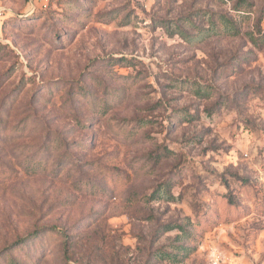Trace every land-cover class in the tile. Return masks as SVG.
<instances>
[{
    "label": "rangeland",
    "instance_id": "rangeland-1",
    "mask_svg": "<svg viewBox=\"0 0 264 264\" xmlns=\"http://www.w3.org/2000/svg\"><path fill=\"white\" fill-rule=\"evenodd\" d=\"M252 36L264 0H0V264H264Z\"/></svg>",
    "mask_w": 264,
    "mask_h": 264
},
{
    "label": "trees",
    "instance_id": "trees-1",
    "mask_svg": "<svg viewBox=\"0 0 264 264\" xmlns=\"http://www.w3.org/2000/svg\"><path fill=\"white\" fill-rule=\"evenodd\" d=\"M249 2L247 1V4H245L244 6L242 7H238L239 9L237 10L239 13L244 11V12H249L250 10H248L249 8ZM246 9V10H244ZM190 20L188 21H185L184 24L186 23H189ZM191 23H193L191 21ZM179 29L181 31L184 30L183 26L179 27ZM199 33L201 32H215L214 34L219 36V35H230V36H237V35H240V29L239 27L236 25V23L234 22V20H232L230 17L226 16V15H222V14H212L210 15V19L208 21V28L206 27H202V26H197L196 28ZM252 41L254 42L255 46L259 47V48H263L264 47V36L263 37H255V36H252ZM199 89V87L197 88ZM198 93H200L199 91L200 90H197ZM202 97V96H200ZM184 116L188 115V114H183ZM38 167V165L36 166ZM237 179L241 180L243 183H248L246 182L242 177H239L237 176ZM228 184V183H227ZM173 185L170 184V185H167V186H163L161 188H158V192L156 194H154L152 196L151 199L153 200H161L162 198H166L170 201H174V196L172 195V188ZM168 197V198H167ZM229 200V203L232 204V206H236L237 205V202L234 200V198H228ZM198 214V213H197ZM188 222H190L191 224V219L189 218L188 219ZM174 231H178L179 233H184L186 234V239H183L181 240V236H177V242H179L178 245H172V246H169L167 247V249H173L175 248L176 250H178L179 252H175V249L174 250H167V251H164V253L161 255V258L163 260H168L170 262H177V263H180L182 262V258L183 257H178L177 254L181 252L184 253L185 256L189 255L192 251H193V248L194 247H191V246H188L186 244H182L183 241H191L193 238L195 239V232H190L188 231V228L185 227L183 224H176V223H167V224H164V225H161L159 227V229L156 231V233L158 235H164L166 233H169V232H174ZM38 234V232H35L33 233L34 236H36ZM12 263L13 264H16V262H14V260H12Z\"/></svg>",
    "mask_w": 264,
    "mask_h": 264
},
{
    "label": "built area",
    "instance_id": "built-area-1",
    "mask_svg": "<svg viewBox=\"0 0 264 264\" xmlns=\"http://www.w3.org/2000/svg\"><path fill=\"white\" fill-rule=\"evenodd\" d=\"M214 264H219V261H218V260H216V261L214 262Z\"/></svg>",
    "mask_w": 264,
    "mask_h": 264
}]
</instances>
